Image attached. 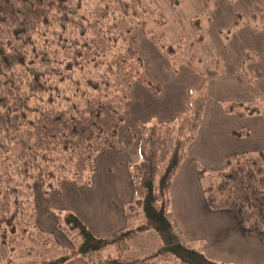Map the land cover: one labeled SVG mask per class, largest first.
<instances>
[{
    "label": "trees",
    "instance_id": "trees-1",
    "mask_svg": "<svg viewBox=\"0 0 264 264\" xmlns=\"http://www.w3.org/2000/svg\"><path fill=\"white\" fill-rule=\"evenodd\" d=\"M147 6L144 0H0V264H64L73 258L88 264H225L192 248L174 220L169 197L172 178L203 122L208 78L219 74L216 66L198 72L201 82L189 89L184 109L172 120L138 122L139 132L128 137L140 159L130 168L134 199L125 207V219L141 210L144 223L98 237L76 214L65 212L57 228L72 249L59 247V255L36 263L17 252L19 236L34 227L33 184L43 195L60 193L67 181L88 185L95 157L125 145L119 126L132 83L159 92V84L142 72L135 29L142 27L169 62L175 48L163 40L165 32L152 28L164 27L161 11ZM242 23L247 22L241 14H234L231 29ZM190 24L199 42L202 23L195 17ZM261 99L260 94L236 98L223 112L264 115ZM238 130L236 137L248 134ZM223 160L213 177L197 163L200 179H208L207 205L231 210L243 228L263 234L264 149ZM149 228L161 245L150 254H133L130 240ZM107 245L112 249L104 254Z\"/></svg>",
    "mask_w": 264,
    "mask_h": 264
},
{
    "label": "crops",
    "instance_id": "crops-1",
    "mask_svg": "<svg viewBox=\"0 0 264 264\" xmlns=\"http://www.w3.org/2000/svg\"><path fill=\"white\" fill-rule=\"evenodd\" d=\"M235 2L236 10L242 14L249 11V16L254 15L258 9L264 14V0H235ZM236 33L241 42L236 41L238 38L232 42L233 45L236 42L240 47L238 57H245V54L249 56L245 72L241 73L238 58L235 60L215 58L211 63L210 68L215 66L221 68L222 73L208 78L210 97L204 111V119L196 139L187 146V157L181 161L172 178L169 189L170 208L183 236L189 242H202L203 253L207 258L234 264H264V233L259 235L243 228L231 210H216L209 207L203 193V184H200L201 179L197 173V160L207 167L212 165L219 169L227 155L264 149V115L240 117L223 112L221 102L225 99L237 98L247 101L255 99L259 94L264 98V27L244 24L236 29ZM143 36L142 33L139 36L141 43L145 49L149 48L150 54H148L154 58L156 48L151 41L145 42ZM223 42L220 40L219 43L223 46ZM260 57L263 58L262 63ZM157 70L163 82L166 81L163 86V83L155 78L162 83L157 94H151L144 83L137 81L132 83L131 96H134L135 102L133 105L127 103L126 107L134 113L139 109L143 120L129 119V110L126 109L125 117L130 125L135 126L138 122H145L148 118H153L151 115H157L159 122L172 120L184 109L189 89L198 86L202 79L201 74L190 70L189 67H183L177 74L169 70L170 75L167 70ZM125 127L134 129L127 123L123 124V128ZM243 127L248 134L236 137L233 131ZM123 132L120 136L122 140L126 138ZM126 140L123 149L105 150L95 157L93 185L67 183L62 186L60 195L54 191L49 192V202L43 196L44 204L71 210L93 234L98 236L113 234L117 230L124 229L127 224L125 206L134 199L129 165L140 159L135 144H130ZM130 157L132 161H129ZM44 211L41 214L48 212ZM50 215L48 226L56 222L55 215ZM45 225L41 224L42 227H46ZM64 264L88 263L76 258Z\"/></svg>",
    "mask_w": 264,
    "mask_h": 264
},
{
    "label": "rangeland",
    "instance_id": "rangeland-1",
    "mask_svg": "<svg viewBox=\"0 0 264 264\" xmlns=\"http://www.w3.org/2000/svg\"><path fill=\"white\" fill-rule=\"evenodd\" d=\"M145 3H147L149 6H153L158 8L161 13L163 14L166 22L164 24V27L153 25V29H155L157 32H165L163 40L165 42H170L173 44V47L175 48L172 53L168 55V58L170 59V62L167 57H164L163 54L159 49H157L155 46L154 50V58L152 55L149 56V48L145 49L144 45L141 43V37L140 34H144L145 42H149L150 40L148 37L145 36V31L141 27L135 29V38H137L136 43V49L138 50L140 56L142 57V60L144 61V65L142 66V72H144L145 76L148 77L149 80H151L154 84L158 83L160 88L161 84L163 83V86L166 84L159 72V70L162 71H168V74L170 75L171 71L175 74L177 72L181 71L183 67H189L190 70L195 72H200L201 69H211L210 68L211 63L215 58L218 59H240V71L241 73L245 72L246 69V63L249 60V56L245 54V57L239 56L238 57V51L240 52V47L234 42L235 45H233V40L235 38L236 41H240L241 39L238 37V34L236 33V29L239 26H244V24H250L254 27H264V14L261 13V11L258 9L254 15L249 16V11L246 13H241L239 10H236L237 4L235 1L230 0H224L222 2L221 0H175L177 3L174 5L169 0H144ZM226 3V4H225ZM245 5V4H243ZM242 5V6H243ZM147 6V7H149ZM150 8V7H149ZM240 13L241 14V20H246L247 23H242L236 27L232 26V19L234 14ZM199 18L200 22L202 23V31L203 35L205 36V39L203 37L202 40L199 42L195 41V35L192 25L190 24V20L192 18ZM210 23V24H209ZM150 26V25H149ZM205 26V30H204ZM231 29V30H230ZM224 43L222 46V43L220 44V40ZM204 40V41H203ZM230 41V43H229ZM179 42V43H178ZM177 43V44H176ZM180 44V45H178ZM241 44V43H240ZM154 45V44H153ZM244 47L243 45H241ZM147 48V47H146ZM149 53V54H148ZM153 58V59H152ZM248 58V59H246ZM242 60V62H241ZM263 58L260 57V63H262ZM245 62V65H244ZM174 66V69L177 71H173L172 67ZM155 68H157L155 70ZM171 70V71H169ZM219 73L221 71V68H218ZM247 72V71H246ZM247 74V73H246ZM155 78H158L162 83H159V81ZM167 79V77H166ZM178 79V78H177ZM177 79H175L177 81ZM168 80V79H167ZM158 81V82H157ZM141 83L140 81H137ZM143 84V83H142ZM173 85V84H170ZM166 88V87H165ZM193 88V87H192ZM132 86L129 91V99L125 103V107L127 103H133L135 102L134 96H131L132 94ZM166 90V89H165ZM160 91V90H159ZM132 97V98H131ZM210 97V92H209ZM261 100L264 101L263 96L261 95ZM235 99H225L222 101V106L230 105L231 103H234ZM129 105V104H128ZM131 105V106H132ZM126 109L129 110L128 118H135L136 121L143 120L142 114L139 113V109H137L136 113L131 112L129 107ZM125 109V110H126ZM124 114H126V111H124ZM153 118H148L147 122L152 123L159 120V117L157 115H151ZM124 121L119 126V135L121 136V133L126 134V138H123L124 144L126 143L125 140L129 137L131 133H138L139 129L137 128V125L133 126L130 125V122L126 120V117L124 115ZM128 124V126H133L129 129L127 127L123 128V124ZM122 129V131L120 130ZM121 131V132H120ZM238 131H246V128H240ZM128 143L129 141L126 140ZM123 149V148H120ZM119 149V150H120ZM187 149V148H186ZM135 150L138 152V150L135 148ZM140 154V152H139ZM16 157L13 150L10 152V164L15 165L16 163ZM132 161V158L130 157V160ZM198 165L200 167H205L206 173H216L217 168L214 166H206L205 164H202L200 161H198ZM134 163V162H133ZM133 163H130L129 168L133 165ZM111 166V165H110ZM14 167V166H13ZM88 185H93V173L89 177ZM67 183H74V182H65L62 183V186H65ZM75 184V183H74ZM200 184H203V189L205 186L208 185V179L205 177L204 179H201ZM78 185V184H76ZM84 185V184H79ZM51 193V192H50ZM50 193H47L46 195H42L39 186L37 184H33V192H32V201L35 207V216H34V227L29 226L27 229L21 234L20 239L15 245L17 246V252L19 255H25V257L30 256L32 259L35 260V263L38 262V260L42 258H50V257H56L60 254L59 247H64L65 249H72L73 244L71 241L66 237V235L57 228V224L59 221L58 216L63 218V215L65 212H72L68 209H61L57 208L51 205L44 204V197L45 200L48 199V202L50 201L49 195ZM56 193V192H55ZM57 195H60V193H56ZM44 196V197H43ZM42 202V203H41ZM127 205V204H126ZM126 207V206H125ZM47 210L48 212L44 215L41 214L42 211ZM45 212V211H44ZM43 212V213H44ZM55 215L56 222L52 223L51 225H47L48 216H51L50 214ZM127 224L126 227H135L138 226L141 223H144V216L142 211L140 210L137 215L131 217L130 219L126 220ZM41 224L45 225L46 227H42ZM124 227V228H126ZM118 231V230H117ZM110 234L107 235H97L98 237H107ZM161 239H159L158 233L155 232L152 228L146 229L142 232H138V235L133 237L129 244L131 245V251L133 254L137 256H142L145 254H150V252L154 251L157 247L161 245ZM193 249L199 250L201 253H203L204 245L202 242L195 241L190 243ZM111 245V244H109ZM107 245V246H109ZM106 246L103 248L104 254L111 252L112 246H109L105 250ZM29 253H26L24 251H27ZM16 252V254H17ZM76 260V258L71 259ZM80 260L85 261V259L80 258ZM225 264H234V263H227L222 262ZM239 264V263H238ZM245 264V263H243Z\"/></svg>",
    "mask_w": 264,
    "mask_h": 264
}]
</instances>
